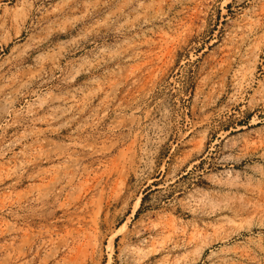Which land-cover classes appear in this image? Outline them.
Returning <instances> with one entry per match:
<instances>
[{
  "label": "rangeland",
  "instance_id": "1",
  "mask_svg": "<svg viewBox=\"0 0 264 264\" xmlns=\"http://www.w3.org/2000/svg\"><path fill=\"white\" fill-rule=\"evenodd\" d=\"M0 264H264V0H0Z\"/></svg>",
  "mask_w": 264,
  "mask_h": 264
}]
</instances>
